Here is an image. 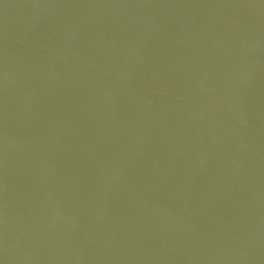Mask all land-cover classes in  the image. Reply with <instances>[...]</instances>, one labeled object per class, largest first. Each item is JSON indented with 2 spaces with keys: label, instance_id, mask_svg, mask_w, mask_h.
Returning a JSON list of instances; mask_svg holds the SVG:
<instances>
[{
  "label": "water",
  "instance_id": "obj_1",
  "mask_svg": "<svg viewBox=\"0 0 264 264\" xmlns=\"http://www.w3.org/2000/svg\"><path fill=\"white\" fill-rule=\"evenodd\" d=\"M0 264H264V0H0Z\"/></svg>",
  "mask_w": 264,
  "mask_h": 264
}]
</instances>
